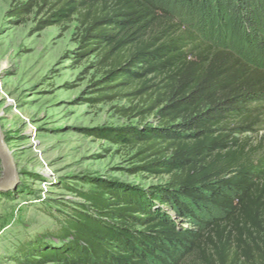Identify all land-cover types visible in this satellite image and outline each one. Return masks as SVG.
Masks as SVG:
<instances>
[{
	"label": "trees",
	"instance_id": "obj_1",
	"mask_svg": "<svg viewBox=\"0 0 264 264\" xmlns=\"http://www.w3.org/2000/svg\"><path fill=\"white\" fill-rule=\"evenodd\" d=\"M49 1H16L7 14L21 22L34 7H48L36 30L76 15L83 26L78 56L94 54L104 68L92 100L127 90L124 96L142 98L136 113L156 122L84 133L137 147L142 164L131 170L168 178L147 187L82 179L88 185L76 190L82 202L49 233L58 243L24 242L20 258L30 264H264L258 243L264 150L260 141L251 145L237 136L264 129V67L202 30L210 33L225 19L250 29L258 13L252 7L264 0ZM256 49L264 59L261 41Z\"/></svg>",
	"mask_w": 264,
	"mask_h": 264
},
{
	"label": "rangeland",
	"instance_id": "obj_2",
	"mask_svg": "<svg viewBox=\"0 0 264 264\" xmlns=\"http://www.w3.org/2000/svg\"><path fill=\"white\" fill-rule=\"evenodd\" d=\"M16 1L25 0H0V128L18 174L17 183L0 190V264H30L17 251L24 242L58 243L49 233L58 229L62 214L82 202L76 193L88 187L82 179L103 177L147 187L168 178L131 170L142 164L135 155L137 147L115 145L84 133L85 128L95 126L156 122L152 115L136 113L142 98L124 96L127 90L92 100L98 97L93 83L104 68L94 54L78 56L83 26L77 16L36 30L48 7L42 11L34 7L18 22L7 14ZM256 6L252 8L258 13L250 29L225 19L214 23L210 33L202 30L264 67L256 49L259 41L264 46V1ZM245 135L251 145L260 141L264 150V129L237 136ZM3 175L0 163V178ZM258 243L264 250V228Z\"/></svg>",
	"mask_w": 264,
	"mask_h": 264
},
{
	"label": "water",
	"instance_id": "obj_3",
	"mask_svg": "<svg viewBox=\"0 0 264 264\" xmlns=\"http://www.w3.org/2000/svg\"><path fill=\"white\" fill-rule=\"evenodd\" d=\"M0 163L4 175L0 178V190L13 186L18 181V174L10 151L6 145L4 134L0 128Z\"/></svg>",
	"mask_w": 264,
	"mask_h": 264
}]
</instances>
